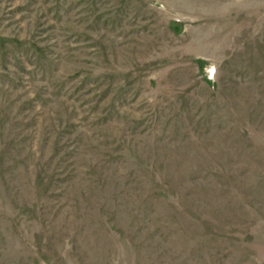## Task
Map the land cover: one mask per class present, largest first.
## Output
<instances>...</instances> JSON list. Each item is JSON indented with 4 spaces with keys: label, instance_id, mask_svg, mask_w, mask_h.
I'll return each mask as SVG.
<instances>
[{
    "label": "rangeland",
    "instance_id": "1",
    "mask_svg": "<svg viewBox=\"0 0 264 264\" xmlns=\"http://www.w3.org/2000/svg\"><path fill=\"white\" fill-rule=\"evenodd\" d=\"M0 264H264V0H0Z\"/></svg>",
    "mask_w": 264,
    "mask_h": 264
}]
</instances>
